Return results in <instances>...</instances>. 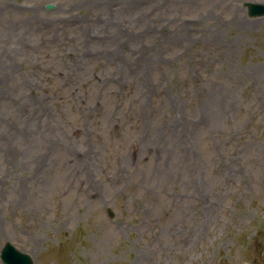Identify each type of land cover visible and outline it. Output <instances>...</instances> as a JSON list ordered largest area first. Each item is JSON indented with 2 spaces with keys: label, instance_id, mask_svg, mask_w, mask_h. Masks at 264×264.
I'll list each match as a JSON object with an SVG mask.
<instances>
[{
  "label": "rangeland",
  "instance_id": "obj_1",
  "mask_svg": "<svg viewBox=\"0 0 264 264\" xmlns=\"http://www.w3.org/2000/svg\"><path fill=\"white\" fill-rule=\"evenodd\" d=\"M248 1L0 0V254L264 264Z\"/></svg>",
  "mask_w": 264,
  "mask_h": 264
},
{
  "label": "water",
  "instance_id": "obj_2",
  "mask_svg": "<svg viewBox=\"0 0 264 264\" xmlns=\"http://www.w3.org/2000/svg\"><path fill=\"white\" fill-rule=\"evenodd\" d=\"M245 5L248 6V14L250 16L264 15V3L246 2ZM108 213L110 216H114V212L110 208L108 209ZM1 258L6 264H35L28 253L20 251L9 241L2 248Z\"/></svg>",
  "mask_w": 264,
  "mask_h": 264
}]
</instances>
